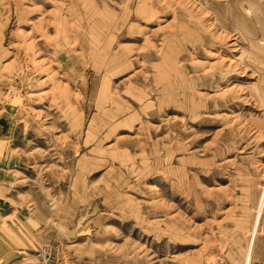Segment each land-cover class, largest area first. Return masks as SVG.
<instances>
[{"label":"rangeland","instance_id":"1","mask_svg":"<svg viewBox=\"0 0 264 264\" xmlns=\"http://www.w3.org/2000/svg\"><path fill=\"white\" fill-rule=\"evenodd\" d=\"M0 264H264V0H0Z\"/></svg>","mask_w":264,"mask_h":264}]
</instances>
